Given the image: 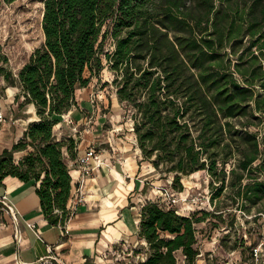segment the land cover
Returning a JSON list of instances; mask_svg holds the SVG:
<instances>
[{
	"label": "trees",
	"instance_id": "trees-1",
	"mask_svg": "<svg viewBox=\"0 0 264 264\" xmlns=\"http://www.w3.org/2000/svg\"><path fill=\"white\" fill-rule=\"evenodd\" d=\"M15 1L0 0V9ZM44 4V43L18 76L0 38V77L19 89V108L33 105L38 118L0 155V184L8 177L33 183L46 220L65 226L72 193L66 153L75 158L77 141H59L54 128L77 106V90L108 67L145 160L154 158L156 169L170 166L180 184L206 170L220 184L212 200L229 177L234 206L245 213L264 200V0ZM17 153L24 155L17 160ZM205 216L147 201L139 236L149 253L142 264H179L178 253L184 264H196V226Z\"/></svg>",
	"mask_w": 264,
	"mask_h": 264
},
{
	"label": "crops",
	"instance_id": "crops-1",
	"mask_svg": "<svg viewBox=\"0 0 264 264\" xmlns=\"http://www.w3.org/2000/svg\"><path fill=\"white\" fill-rule=\"evenodd\" d=\"M81 91L90 90H77V106L67 115L81 125L83 133L77 136L75 158L66 153V162L72 177L71 199L80 192L84 203L69 211L64 227H54L41 211L33 183L6 178L0 184V197L7 193L22 217L16 226L0 204V264H133L148 256L147 243L139 236L142 205L138 197L152 199L147 181L154 169L141 162L135 134L125 132L130 130L128 123L118 127L113 120L107 122L123 134L118 138L110 135L112 128L104 127L106 121L100 118L97 105L89 102L91 95L79 97ZM27 114L29 122L35 120L33 105ZM24 124L26 121L23 125H0V155L23 139L27 129ZM54 132L58 140L73 135L63 121ZM91 145L105 160L84 181L77 160ZM201 262L197 260V264Z\"/></svg>",
	"mask_w": 264,
	"mask_h": 264
},
{
	"label": "rangeland",
	"instance_id": "rangeland-1",
	"mask_svg": "<svg viewBox=\"0 0 264 264\" xmlns=\"http://www.w3.org/2000/svg\"><path fill=\"white\" fill-rule=\"evenodd\" d=\"M44 2L45 0H17L11 4L4 3L0 9V38L4 52L9 58V69L15 76H18L35 50L44 43L42 28ZM113 48V41L109 39L106 49L111 51ZM114 79V73L106 67L99 78L92 79L88 87L89 92L81 91L78 94L79 97L89 94L94 97L93 105L98 106L96 108L99 109L100 118L106 121L104 127L112 128L109 131L110 135L115 138L123 136L122 130L113 128V123L108 124L113 120L118 127L127 122L130 130L125 132L133 136L135 132L132 112L125 104L119 102L113 84ZM17 93H19L17 87L8 86L0 77V108L7 119L4 125H23L26 121L27 124L24 126L28 127L33 122L28 121L27 112L30 106L20 109L15 102ZM82 106L84 107V102ZM19 119L24 121L20 122ZM33 119L36 121L38 118L34 116ZM79 127L81 129V125ZM69 138L78 140L73 135ZM63 139L66 138L60 140ZM18 154H16L17 160L22 157ZM152 160H145L141 152V162L151 164L154 169L147 181L149 192L152 194L151 200L166 208H174L182 216L206 215L205 221L196 226L197 248L200 253L197 260L202 261V264H255V256L252 253H254L253 249L257 248L258 263L264 264V214H259V211L264 209V200L257 206L250 207L249 213H245L234 206V193L229 186V177L223 194L212 200L220 184L206 170L184 176L180 184L174 182L173 173L167 172L170 166L161 165L156 169ZM234 164L235 161L232 160L228 169L231 170ZM140 200H143V197H138V203L144 206L145 203ZM177 257L179 264H183L182 255L178 253Z\"/></svg>",
	"mask_w": 264,
	"mask_h": 264
},
{
	"label": "built area",
	"instance_id": "built-area-1",
	"mask_svg": "<svg viewBox=\"0 0 264 264\" xmlns=\"http://www.w3.org/2000/svg\"><path fill=\"white\" fill-rule=\"evenodd\" d=\"M91 98H92L91 103L94 104L95 102L94 97L91 96ZM6 121H7L6 116L0 108V125H4ZM63 122L70 127L74 138L77 139V136L79 137L83 133V130L80 129L79 124L75 122L72 118H70L67 114L63 115ZM86 131H88L87 128H86ZM104 160L105 158L103 154L97 151L96 148L93 145H91L85 151V153L82 156H80L77 160V164L80 167V170L82 172V179L85 181L86 178L92 176L96 169H99L104 165ZM78 194L79 195H75L74 198L72 199L70 198L69 200L70 209L68 211H71L75 209L77 205L84 203V198L82 197L81 193L79 192ZM147 201H152V200H147V199H144V201L140 200V202H143V203H146ZM0 204L3 210L6 211V213H8L11 216L13 223L16 226H18L19 220L21 219L22 216L17 211V209L15 208L13 203L10 201V199L8 198L7 193H5L3 196L0 197ZM28 226L30 228H34V226H32L31 224H28ZM253 251H254L253 255L255 256V264H259L258 263L259 262V249L254 248ZM146 258L147 256L133 264H142L146 260Z\"/></svg>",
	"mask_w": 264,
	"mask_h": 264
}]
</instances>
